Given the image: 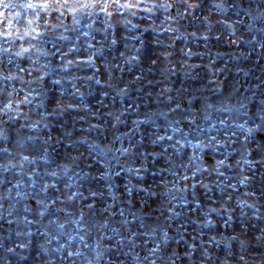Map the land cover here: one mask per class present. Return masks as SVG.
I'll return each mask as SVG.
<instances>
[{
    "label": "rangeland",
    "instance_id": "obj_1",
    "mask_svg": "<svg viewBox=\"0 0 264 264\" xmlns=\"http://www.w3.org/2000/svg\"><path fill=\"white\" fill-rule=\"evenodd\" d=\"M210 6L211 0H201L200 7L181 20L177 25L179 31L174 33L154 31L151 21L140 19L134 21L140 25L138 28L122 24L107 27L102 19L89 27L90 21L84 17L65 33L69 37L66 40L58 39L62 28L45 34L42 46L49 55L39 57L41 63L47 65L48 72L43 81V93L32 105L21 107L24 112L32 109L33 120L40 119V114H44L46 119L36 130L22 127L25 124L23 119L11 121L5 125L8 138L0 140V148L9 149V152H0V165H10L6 170L0 167V236L7 241L8 238L15 239L17 231H28L25 219L42 222L46 226L49 221L64 224L63 229L55 225L49 228V235L54 237L51 243H48L47 236L41 235L44 229L37 231V223L29 226L32 233L40 235L41 246L34 254L36 264H48L50 255L55 264L61 259L57 252L61 245L66 250L79 246V235L83 232L77 229L76 222L81 216L84 218L82 227L86 228L92 222L106 218L105 208L113 205L116 221L113 226L119 229V221L122 220L119 211L124 208L131 221L127 229H122L125 232L135 231L132 224L139 223L131 213H139L152 220L159 218L162 181L173 179L167 171L171 160L188 164L196 157L203 168L194 177V168H190V179L181 181V187L187 185L189 190L183 200L177 199L175 210L179 215L171 221L170 234L179 230L189 241L193 236L199 241L201 237L197 232L204 213L209 208L220 209L222 206L227 211L211 216L220 232L204 234L205 243H210L212 237L219 240L227 235L226 229L230 231L237 225L244 229L248 227L245 213L251 216L252 211L245 209L242 212L237 200L245 192H254V197L247 198L249 203L255 200L258 205H264V182H259L264 180L261 176L264 173V134H257L261 141L259 145L252 142L247 149L251 153L248 159L254 164L249 172L248 166L242 163L245 153L242 138L233 136L231 143H224L232 136V131H226L220 121L232 123L231 114L217 113L207 105L211 103L216 108L220 107L237 88L240 92L247 88L246 94L256 92L258 95L257 86L264 80V55L259 53H264V49L256 46V50L251 51L250 46L244 43L249 39L246 32L238 27L233 35L221 14H212L211 26L203 23V18L210 13L201 11V8ZM58 15L55 12L50 17L42 14L40 22L50 19L51 24H56ZM162 20L161 15L156 24ZM65 23L71 25V18ZM23 42L17 40L16 45ZM89 59L90 64L87 63ZM67 61L77 63L67 64ZM31 65L32 61L27 56L0 54V69L6 75L18 73L20 68L28 69ZM38 74L33 73L34 76ZM23 75L30 79L27 72ZM57 79L61 83L54 85L53 81ZM5 84L9 87L14 84L18 89L21 87L18 80L5 81ZM125 87L128 92L117 95ZM77 89L79 93H76ZM166 89L170 91L166 92ZM53 93L64 103L72 105L62 115H47L50 111L48 101ZM20 95L23 96V92ZM168 96L172 97L171 101L166 99ZM178 102L180 107L176 108ZM172 108L176 111L169 112ZM161 112H169V115H160ZM152 113L157 115L152 116ZM193 114L197 117V124L201 125L199 129L189 123ZM137 121L146 122L137 124ZM90 125H99L103 129L101 141L110 143L118 136L121 139L116 140V147H120L122 142L123 147L132 148V157L122 158V163L115 165L119 175L109 181L113 184L111 195L107 187L109 182L93 179L100 176L104 167L103 158L91 146L99 132L89 131ZM174 128L180 130L175 135ZM85 137L89 141L87 144L81 143ZM212 137L219 143L208 146ZM201 141L205 145L203 148L198 146ZM36 145L43 147L37 150ZM73 156L80 157L78 166L71 171L63 170L62 166L70 163ZM225 157L226 166L220 169L224 175L218 176L215 171L217 161L225 160ZM123 167L132 170L122 171ZM242 168L246 175L255 173L258 183L248 187L240 185L238 180ZM179 172L183 175V169ZM217 181L220 182L219 187L216 186ZM203 184L212 185V191L209 193ZM233 184L235 189L231 187ZM154 190L158 194L150 196ZM92 191L103 195L92 197L89 195ZM72 192H81L86 199L66 203ZM260 211L264 212V207ZM229 215L231 221L225 225ZM72 236L76 239L73 240ZM108 236L111 237L112 232H108ZM32 239L35 242L34 237ZM104 243L107 244V240ZM108 246L114 247L112 244ZM64 264H71V260L65 259Z\"/></svg>",
    "mask_w": 264,
    "mask_h": 264
},
{
    "label": "clouds",
    "instance_id": "obj_2",
    "mask_svg": "<svg viewBox=\"0 0 264 264\" xmlns=\"http://www.w3.org/2000/svg\"><path fill=\"white\" fill-rule=\"evenodd\" d=\"M201 0H0V54H13L16 57L27 56L32 65L28 69L20 68L18 73L10 72L5 74L3 69H0V140H6L7 125L11 121L23 119L25 124L22 127L36 130L39 129L41 123L46 116L40 114V119L33 120L31 116L32 109L29 112H24L22 105H32L38 95L43 93V81L48 75L46 71L47 65L42 64L39 57L47 56L49 53L42 46V40L46 33H55L56 29H63L59 33L58 39L66 40L69 37L65 34L70 28L75 27L81 19L87 17L90 21L89 27L94 25L97 20L102 19L107 27H112L114 24H122L125 27L131 25L132 28L140 27L134 23L135 20H149L154 31L174 33L178 32L177 25L186 16L192 15L195 9L199 8ZM174 10V11H173ZM201 11H209L210 15L203 18V23L211 26V16L213 13L221 14L224 17L223 22L232 30L235 35L237 28L241 27L249 39L244 41L250 46L251 51L256 50V46L264 49V0H211V6L201 8ZM59 13L56 17L58 23L51 24L50 19H46L41 23V16L45 14L50 17L51 13ZM163 16L160 24H156V20ZM71 18L72 24L68 25L65 21ZM24 41L16 45V41ZM115 43V40H113ZM5 44L8 46L6 47ZM58 50V49H57ZM190 54V53H188ZM54 55V53H53ZM241 55H244L241 53ZM264 55V53H259ZM135 59V57H133ZM77 63L75 61H67V64ZM91 63V59L87 61ZM27 72L30 79L25 78L23 73ZM39 73L33 75V73ZM245 76L248 73L244 74ZM139 79V77L137 78ZM19 81L21 87L18 89L15 85L9 87L5 81ZM61 80L53 81V84H60ZM99 83V81H97ZM260 85H264V80L260 81ZM259 88V94L256 92L248 93L246 88L244 92H240L237 88L230 97H228L220 107L216 108L209 103L207 107L214 109L217 113L227 112L231 114L232 123L228 120H221L220 123L225 126V130L232 131V136H229L224 143L232 142V137L243 140V148L245 150L242 163L247 165V170L252 171L254 167L253 161L248 159L251 155L247 151L252 142L260 144L257 134H264V87ZM75 87V84H73ZM128 88L125 87L117 92V95L126 94ZM170 91V89L165 90ZM23 92V96L20 93ZM79 93V89L76 90ZM74 93V95L76 94ZM238 93V94H237ZM171 101L172 97H166ZM234 100V103L230 101ZM50 111L49 116L62 115L67 108H71V104H66L58 99L53 93L48 101ZM179 102L176 108H179ZM176 108H172L169 112H175ZM169 112H161L160 115L167 116ZM157 113H152V116ZM207 119V116L205 117ZM117 123L120 122L119 117H116ZM146 121H137L136 123H144ZM189 123L197 129L201 125L197 124V117L193 114L189 118ZM47 127V125H44ZM115 127V125H114ZM89 131L99 132V135L92 141V148L97 151L98 155L103 158L104 171L100 173L98 178H93L97 182L103 180L109 182L112 177L118 176L115 165L122 163V158L130 159L132 157V148L123 147L121 142L120 147H116V140L121 139L115 137L110 143L101 141L104 136V131L99 125H90ZM179 128L173 129V135L179 132ZM32 139V137H29ZM159 139H165L160 137ZM172 139V137H167ZM81 143H89L85 137ZM213 143H219L215 137L209 140L208 146ZM203 148V141L198 144ZM23 147V145H21ZM43 145H36L37 150ZM0 152H9L7 147L0 148ZM12 153H10L11 155ZM47 151L45 149V155ZM82 155V154H81ZM27 160V157H23ZM80 157L73 156L70 163L63 165L65 171H71L78 166ZM199 158L196 157L188 164L183 161L172 159L170 167L167 169L172 180L165 179L162 181V191L159 195L162 199L158 203L160 217L152 220L150 217H144L139 213H131L133 219L139 221L138 224H132V229L127 232L122 229H127L131 221L128 219L127 210L121 208L119 216L122 220L119 221V229L113 225L115 213H113V205H108L105 212L107 217L102 221H94L88 227H82L84 218L76 222L77 229H80L83 234L79 235V246L75 248H67L61 245L57 252L61 254V259L55 264H64L65 259L71 260V264H264V212L260 211L264 205H258V201L253 200L249 203L248 197H254V192H245L243 196L237 200L241 211L250 209L252 215L245 213V223L248 224L246 229L239 225L229 230L227 235L221 236L218 240L215 237L211 238L210 243H205L202 238L208 232H216L219 234L220 229L215 226V222L211 218L212 214L219 215L220 212L227 211L223 206L218 208H209L204 213L202 222L199 224L197 235L201 238L199 241L196 236H193L189 241L185 238L183 232L175 230V234H170L173 221L179 213L176 212L177 199L183 200L189 188L187 185L181 187V181L190 179L189 169L194 168L192 176L203 168L202 163H198ZM227 157L225 160L217 161L215 171L218 176H223L220 171L226 166ZM10 165H0L7 169ZM183 169V175H180L179 170ZM122 171H131L127 167H123ZM100 172V169H96ZM54 175L57 173H53ZM264 177V173L261 174ZM91 182V181H90ZM264 182V180L259 181ZM240 185L248 187L258 183L255 178V173L252 176L246 175L244 169H241ZM216 186H220V182H216ZM109 194L113 188L112 183L107 184ZM195 188V185H192ZM203 187L210 193L212 185L203 184ZM236 188V185H231ZM131 194V189H129ZM158 193L154 190L150 196H156ZM264 194V191H262ZM90 196L96 197L103 195L102 192L92 191ZM85 198L81 192H72L66 198V203L73 200ZM106 203V201H105ZM115 203V200H114ZM153 203H157L153 201ZM2 207V206H0ZM47 205H45V208ZM91 208V206H89ZM151 207V206H149ZM201 211H204L201 209ZM9 211V215H11ZM2 215V214H0ZM43 216V212L41 213ZM255 217V223H253ZM231 221V215L228 220H225V225ZM33 223H37V231L44 229L41 235L48 237V243L54 238L49 235V228L55 225L59 229L64 228V224L57 221H49L46 226L42 222H34L25 219V227L28 231H17L15 239L0 236V264H36V256L34 255L40 249V235H35L31 232L30 227ZM108 232H112V236H108ZM34 237L35 242H33ZM87 237V238H86ZM75 240L76 236H72ZM107 240V244L104 241ZM142 243H137V241ZM91 241V242H90ZM108 244L114 245L109 247ZM52 255H55L53 253ZM48 264H53L52 256L48 257Z\"/></svg>",
    "mask_w": 264,
    "mask_h": 264
}]
</instances>
